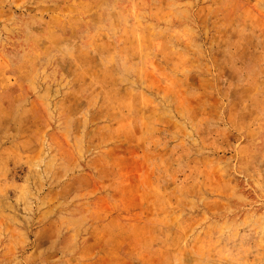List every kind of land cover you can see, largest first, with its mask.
Returning <instances> with one entry per match:
<instances>
[{"label":"rangeland","instance_id":"374dc122","mask_svg":"<svg viewBox=\"0 0 264 264\" xmlns=\"http://www.w3.org/2000/svg\"><path fill=\"white\" fill-rule=\"evenodd\" d=\"M0 264H264V0H0Z\"/></svg>","mask_w":264,"mask_h":264}]
</instances>
